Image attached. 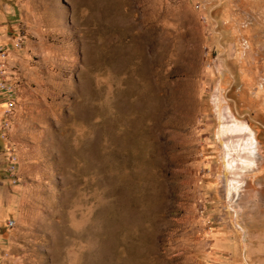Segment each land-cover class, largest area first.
I'll use <instances>...</instances> for the list:
<instances>
[{
	"label": "rangeland",
	"instance_id": "rangeland-1",
	"mask_svg": "<svg viewBox=\"0 0 264 264\" xmlns=\"http://www.w3.org/2000/svg\"><path fill=\"white\" fill-rule=\"evenodd\" d=\"M0 47V264H264V0H0Z\"/></svg>",
	"mask_w": 264,
	"mask_h": 264
},
{
	"label": "built area",
	"instance_id": "built-area-1",
	"mask_svg": "<svg viewBox=\"0 0 264 264\" xmlns=\"http://www.w3.org/2000/svg\"><path fill=\"white\" fill-rule=\"evenodd\" d=\"M10 66L8 60V52L4 47H0V91L4 92L9 97H14L18 91V81L14 80V74L9 73ZM10 104H14L13 99H9ZM17 157L14 152H9L8 166L9 170H14ZM8 225H12L9 221Z\"/></svg>",
	"mask_w": 264,
	"mask_h": 264
},
{
	"label": "crops",
	"instance_id": "crops-1",
	"mask_svg": "<svg viewBox=\"0 0 264 264\" xmlns=\"http://www.w3.org/2000/svg\"><path fill=\"white\" fill-rule=\"evenodd\" d=\"M14 75V80H17L19 83H18V91H17V95L21 93L22 89L24 88L22 86V84L20 83V79H19V75L13 73ZM4 147H5V142L4 140L2 139L1 135H0V165L3 164V150H4ZM6 180L3 181V179H1L0 181V187H3L4 186V182ZM1 193H3L2 189H0V218L2 217V215L4 214L5 210L6 209H10V206H6V205H3V197L1 195Z\"/></svg>",
	"mask_w": 264,
	"mask_h": 264
}]
</instances>
